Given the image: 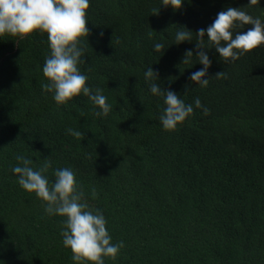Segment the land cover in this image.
<instances>
[{
    "label": "trees",
    "instance_id": "16d2710c",
    "mask_svg": "<svg viewBox=\"0 0 264 264\" xmlns=\"http://www.w3.org/2000/svg\"><path fill=\"white\" fill-rule=\"evenodd\" d=\"M247 3L185 0L173 11L160 0H90L80 71L113 105L104 119L87 97L57 105L42 93L46 33L0 37V264H73L60 235L64 218L44 214L10 170L19 154L34 169L45 157L73 169L113 242L125 243L105 264H264V45L234 62L204 49L212 61L205 88L189 79L203 66L181 63L186 50L195 56V32L219 11L240 7L264 19V0ZM179 26L193 32L191 41L173 43ZM155 41L170 44L160 56ZM147 65L157 84L186 103L199 97L208 114L194 108L175 131L163 130ZM220 71L227 79L216 78Z\"/></svg>",
    "mask_w": 264,
    "mask_h": 264
},
{
    "label": "clouds",
    "instance_id": "9594fccd",
    "mask_svg": "<svg viewBox=\"0 0 264 264\" xmlns=\"http://www.w3.org/2000/svg\"><path fill=\"white\" fill-rule=\"evenodd\" d=\"M185 0H160V5L179 10ZM90 0H0V37L8 35L23 39L34 32L46 33L49 54L45 57L42 74L47 82L41 85L42 93L51 94L57 105H67L74 97L84 96L96 109L94 115L106 118L113 105L100 88L87 83L89 77L80 71L85 63L83 40L89 35L86 27ZM259 0H248L257 5ZM158 9L154 12L156 13ZM251 25L247 31H240ZM148 38L152 39V32ZM103 36V33H100ZM196 49L186 50L184 64L199 63L203 67L193 72L189 79L195 85L205 88L209 84L207 70L212 61L204 49H215L222 61L234 62L254 48L264 45V19L254 17L240 7H227L216 14L213 22L195 32ZM193 32L179 26L173 36V43L191 41ZM87 40V39H86ZM172 44V43H171ZM170 45V44H169ZM155 41L153 52L160 55L169 46ZM196 57L193 62L192 58ZM218 79H227V73L215 74ZM207 77V78H205ZM143 78L148 92L163 102L158 122L163 130L175 131L179 124L189 118L195 109L208 114L199 97L186 103L176 92L162 88L156 81L157 72L147 65ZM68 135L82 139L81 130L68 128ZM17 163L10 167L17 184L26 192L34 193L40 200L43 213L47 216L63 217L60 221L62 245L72 253L73 264H105V259L116 260L125 247L123 240L113 242L103 212L87 202L84 188L79 184L71 167L53 168V161L45 157L39 168L32 167L33 159L16 155ZM51 169L52 180L48 172ZM94 195V193H93Z\"/></svg>",
    "mask_w": 264,
    "mask_h": 264
}]
</instances>
